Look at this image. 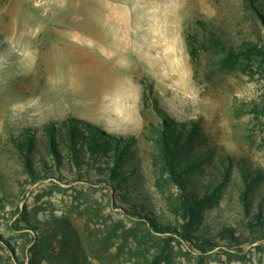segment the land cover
Segmentation results:
<instances>
[{
  "label": "rangeland",
  "instance_id": "obj_1",
  "mask_svg": "<svg viewBox=\"0 0 264 264\" xmlns=\"http://www.w3.org/2000/svg\"><path fill=\"white\" fill-rule=\"evenodd\" d=\"M197 20L212 21L235 47L248 40L264 46L244 0H0V234L18 241L10 227L20 207L39 218L66 214L80 230H94L91 207L101 204L102 215L131 226L100 187L28 182L13 139L33 130L42 147L43 127L67 118L135 138L152 181L153 149L142 133L160 121L156 100L170 118L199 122L218 152L264 170V69L254 63L252 71L223 73L211 50L192 62L186 37ZM216 216L242 225L238 197ZM196 260L176 256L177 264ZM201 264L229 263L213 253Z\"/></svg>",
  "mask_w": 264,
  "mask_h": 264
},
{
  "label": "trees",
  "instance_id": "obj_2",
  "mask_svg": "<svg viewBox=\"0 0 264 264\" xmlns=\"http://www.w3.org/2000/svg\"><path fill=\"white\" fill-rule=\"evenodd\" d=\"M244 2L264 30V0ZM186 42L195 64L202 50H211L215 69L223 73L252 71L254 63L264 69L262 44L248 40L235 47L212 21L197 20ZM152 104L160 121L142 133L153 149L152 181L135 138L106 133L83 119L45 125L42 147L33 130L13 139L30 184L49 180L56 187L67 182L100 187L111 210L131 226L102 215L101 204L91 207V220L99 223L94 230L89 224L80 230L66 214L39 218L20 207L10 227L18 241L0 234V264H108L113 258H123L122 264H177L179 253L195 254V264L213 253L229 264H263L262 167L218 152L199 122L175 120L156 100ZM232 194L244 215L240 226L215 217Z\"/></svg>",
  "mask_w": 264,
  "mask_h": 264
},
{
  "label": "water",
  "instance_id": "obj_3",
  "mask_svg": "<svg viewBox=\"0 0 264 264\" xmlns=\"http://www.w3.org/2000/svg\"><path fill=\"white\" fill-rule=\"evenodd\" d=\"M264 264V263H263Z\"/></svg>",
  "mask_w": 264,
  "mask_h": 264
}]
</instances>
